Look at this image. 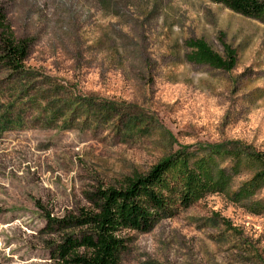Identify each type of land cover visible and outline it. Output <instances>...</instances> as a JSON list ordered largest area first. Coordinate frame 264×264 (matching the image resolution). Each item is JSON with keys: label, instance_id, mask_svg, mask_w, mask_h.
<instances>
[{"label": "rangeland", "instance_id": "374dc122", "mask_svg": "<svg viewBox=\"0 0 264 264\" xmlns=\"http://www.w3.org/2000/svg\"><path fill=\"white\" fill-rule=\"evenodd\" d=\"M0 7L14 38L31 42L22 73L0 63V264H53L62 233L49 220L158 163L177 160V172L201 159L210 189L148 232L124 231L118 264H264V186L234 198L258 171L235 154L264 157L261 20L210 0ZM189 40L234 51V69L190 64Z\"/></svg>", "mask_w": 264, "mask_h": 264}, {"label": "trees", "instance_id": "16d2710c", "mask_svg": "<svg viewBox=\"0 0 264 264\" xmlns=\"http://www.w3.org/2000/svg\"><path fill=\"white\" fill-rule=\"evenodd\" d=\"M210 1L264 23V0ZM30 46V40L14 38L0 7V63L3 67L22 73ZM185 46L186 60L190 64L226 73L236 65V53L229 49L225 57H221L202 40H189ZM234 157L239 163L249 162L258 168L252 179L234 194L237 200L247 199L264 186V157L258 153L248 154L246 158L236 153ZM176 163L177 160L158 163L148 173L128 178L118 189H100L91 209H80L74 216L49 220L47 230L62 233L60 241L52 245V263L118 264L126 248L124 231L148 232L163 215L171 214L174 205L188 207L198 195L210 189V160L201 159L193 167L184 160L175 172ZM218 176L224 181L223 171H219ZM261 208L264 211V207Z\"/></svg>", "mask_w": 264, "mask_h": 264}]
</instances>
